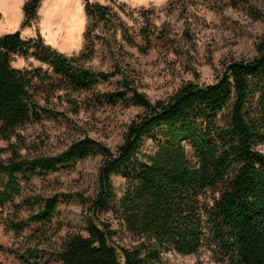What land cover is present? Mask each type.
I'll return each instance as SVG.
<instances>
[{"label": "trees", "instance_id": "obj_1", "mask_svg": "<svg viewBox=\"0 0 264 264\" xmlns=\"http://www.w3.org/2000/svg\"><path fill=\"white\" fill-rule=\"evenodd\" d=\"M40 1L25 0L21 27L36 19ZM84 9L89 19L112 23L109 7L85 0ZM89 35L87 28L85 39ZM16 53L34 57L46 69L14 68L11 54ZM86 54L67 57L39 33L26 39L19 31L0 35V139L16 136L17 128L43 116L62 115L41 102L56 91H90L101 105L142 108L114 151L88 136L53 155L25 156L11 144L5 159L0 148V205L28 210L11 228L18 233L30 222H50L57 213L55 197L16 202L22 181L101 155L91 206L107 207L114 196L111 175L124 171V189L111 209L133 242L122 244L111 223L90 217L87 235L71 233L62 240L61 264H165L164 250L189 255L204 245L217 248L228 264H264V153L255 148L264 143V33L255 55L224 62L213 82H187L156 101L119 71L113 90L96 91L110 74L84 67ZM146 136L154 149L140 154ZM17 256L27 263L36 258L35 253Z\"/></svg>", "mask_w": 264, "mask_h": 264}, {"label": "rangeland", "instance_id": "obj_2", "mask_svg": "<svg viewBox=\"0 0 264 264\" xmlns=\"http://www.w3.org/2000/svg\"><path fill=\"white\" fill-rule=\"evenodd\" d=\"M88 1L109 7L112 23L89 19L85 0H41L36 19L21 27L25 0H0V35L19 30L26 39L39 33L43 42L67 57L85 52L89 57L83 61L84 67L110 74L95 87L96 91L113 90L120 79L119 71L139 92L156 101L166 99L187 82H213L224 62L255 55V43L264 33V0ZM87 28L90 35L85 39ZM11 65L18 69H46L34 57L17 53L11 54ZM41 102L62 115L43 116L17 128L16 136L0 139L5 159L10 156L11 144L25 156L53 155L84 136L114 151L126 126L142 112L135 105L98 104L90 91H56L48 101ZM255 148L264 153V143L255 144ZM153 149L151 137L146 136L140 154H150ZM102 161L101 155L88 156L60 171L21 182L22 194L16 202L28 196L55 197L57 213L50 222H30L16 233L11 222L25 219L27 207L17 210L8 203L0 205V264H61L57 250L62 240L71 233L87 235L90 217L111 223L117 231L115 238H120L122 244L133 242L111 209L119 203L124 189V171L111 175L114 196L107 207L91 206ZM31 253L36 258L30 263L17 256L28 258ZM162 261L228 264L217 248L207 245L189 255L164 250Z\"/></svg>", "mask_w": 264, "mask_h": 264}, {"label": "bare ground", "instance_id": "obj_3", "mask_svg": "<svg viewBox=\"0 0 264 264\" xmlns=\"http://www.w3.org/2000/svg\"><path fill=\"white\" fill-rule=\"evenodd\" d=\"M65 5H66V4H65ZM62 9H63V8H62ZM64 9H65V8H64ZM64 9H63V10H64ZM65 12H66V11H65ZM65 12H64V14H65ZM50 13H51V12H50ZM61 14H62V12H61ZM64 14H63V16H64ZM66 14H67V12H66ZM60 16H61V15H60ZM65 16H66V15H65ZM59 19H60V18H59ZM63 19L65 20V18H63ZM72 19H74V21L76 20L75 17H74V18L72 17ZM58 21H59V20H58ZM60 21H61V20H60ZM62 21H63V20H62ZM74 21H73V22H74ZM75 22H76V21H75ZM70 32H71V31H70Z\"/></svg>", "mask_w": 264, "mask_h": 264}, {"label": "water", "instance_id": "obj_4", "mask_svg": "<svg viewBox=\"0 0 264 264\" xmlns=\"http://www.w3.org/2000/svg\"><path fill=\"white\" fill-rule=\"evenodd\" d=\"M19 31V30H18Z\"/></svg>", "mask_w": 264, "mask_h": 264}]
</instances>
